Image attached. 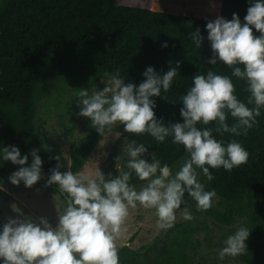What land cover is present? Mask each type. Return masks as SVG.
I'll use <instances>...</instances> for the list:
<instances>
[{"label": "clouds", "instance_id": "1", "mask_svg": "<svg viewBox=\"0 0 264 264\" xmlns=\"http://www.w3.org/2000/svg\"><path fill=\"white\" fill-rule=\"evenodd\" d=\"M249 5L243 23L234 13L230 20L219 16L206 24L212 51L206 63L212 66L222 63L230 68L231 76L246 85L244 90L250 94L247 103L236 95L231 77L208 70L193 77L180 99L183 123L165 124L156 117L153 97L171 91L179 75V61L162 76L153 67H147L138 86L125 83L117 69L107 80H101L105 85L102 90L94 87L89 92L80 88L76 92L80 108L77 115L89 118L102 137L112 133L117 125H123L125 132L137 137L148 134L158 144L171 137L173 144L183 146L187 156L177 171L173 172L166 163L161 165L144 143L132 140L123 148L128 157L127 170L120 168L118 156L116 176L106 177L99 167L87 173H73L70 168L61 171L64 165L58 155L54 157L56 166L45 180L38 149L31 150L29 165L28 155L21 157L18 147H3V160L19 166L8 177L12 185L23 182L25 188L31 189L45 180V188L56 185L64 195L65 207L55 223L46 216L28 215L9 216L0 221L2 264H120L117 241L128 231L130 209L154 210L157 228L168 230L176 224L178 212L183 220H193L187 206L189 199L195 202L198 211H208L214 206L216 192L206 190L199 179L201 172L212 181L215 177L210 169L231 172L247 164L250 156L236 139L218 140L214 133L220 137L226 133L246 136L258 125L257 118L264 109V0H249ZM191 39L197 49L202 47L204 37L199 28L191 33ZM229 117L233 120L231 124ZM119 136L120 133L116 134ZM149 155L151 162L146 158ZM133 175L144 182L139 189L131 183ZM0 191H7L4 184H0ZM250 232L240 227L229 235L219 258L244 255Z\"/></svg>", "mask_w": 264, "mask_h": 264}, {"label": "trees", "instance_id": "2", "mask_svg": "<svg viewBox=\"0 0 264 264\" xmlns=\"http://www.w3.org/2000/svg\"><path fill=\"white\" fill-rule=\"evenodd\" d=\"M249 6V0H3L0 162H9L2 158L3 147L15 146L30 158L31 150L38 149L46 176L57 164L55 156L43 146L42 131H36L34 126L42 70L77 78H100L119 69L125 83L138 86L144 80L147 67H153L162 76L179 61V75L171 91H162L163 98L153 97L156 117L162 118L165 124L183 123L180 99L191 86L193 77L208 70L231 77L236 95L247 103L250 94L244 90L246 85L231 76L230 68L222 63L215 66L206 63L212 57L206 24L219 16L230 20L234 13L243 23ZM197 28L204 37L200 49L191 39V33ZM253 32L259 35L255 29ZM165 43L167 47H162ZM257 120L258 125L246 136L226 133L220 137L214 133L218 140L236 139L250 156L247 164L231 172L210 169L215 179L208 181L220 203V207L213 206L206 211L209 216L225 226L247 219V229L251 231L245 241L248 250L240 256L245 264H264V109ZM228 122L233 123L231 117ZM129 135L155 153L161 165L166 163L172 169L187 156L183 146L173 144L171 137L158 144L148 134ZM101 138L92 127L79 141L70 169L73 173L83 168ZM67 170L61 168V171ZM131 183L139 186L144 182L133 175ZM48 189L61 194L56 185ZM134 239L133 236L119 248L120 264H200L185 254L190 243L186 240L178 242L173 254L165 260L154 262L143 257L142 249L129 245Z\"/></svg>", "mask_w": 264, "mask_h": 264}, {"label": "rangeland", "instance_id": "3", "mask_svg": "<svg viewBox=\"0 0 264 264\" xmlns=\"http://www.w3.org/2000/svg\"><path fill=\"white\" fill-rule=\"evenodd\" d=\"M2 1L0 0V9ZM107 78L108 76L77 78L50 70H42L40 74L38 85L40 98L37 101L35 130L42 131L44 148L52 156L59 155L66 169H71L79 141L92 128L89 118L77 115L80 108L76 103L78 99L76 92L80 88L88 89L89 92L94 87L97 90H102L105 85L101 83V80H107ZM118 133L120 136L117 138L116 134ZM132 140L141 143L125 132L123 125H117L112 133H107L105 137L101 138L79 172L87 173L99 167L106 177L108 174L114 175L118 172L116 169L118 156L121 157L118 161L120 168L127 170L125 166L128 157L123 152V148L126 143ZM145 147L147 146L145 145ZM148 153L153 152L148 148ZM24 155L21 154V157ZM146 158L151 162L150 155ZM185 158L173 166V172L179 169ZM31 159L28 157L29 165L32 162ZM18 168L19 166L12 164L11 161L0 162V184H4L7 189L6 192L0 191V221L9 216L28 215L33 218L46 216L52 223H55L57 216L65 207V198L44 187L47 178L45 173V180L40 181L31 189L25 188L23 182L19 186L12 185L8 177ZM199 179L205 184L206 190H210L208 180L202 172ZM140 186L137 188L139 189ZM187 206L191 210L193 220H183L181 212H178L176 224L168 230L157 228L154 210H146L141 207L130 209L127 222L128 231L122 239L117 241L119 248L128 244L134 236V241L129 245L136 250L142 249L143 257L157 262V260H165L173 254L178 242L186 240L190 243L184 252L190 255L196 263L245 264L241 261L240 256L225 257L224 260H221L218 253L225 246L224 241L229 235L234 234L240 227L247 228V219H241L233 226H225L209 216L206 211H198L195 202L191 199L188 200ZM214 206L220 207L217 195Z\"/></svg>", "mask_w": 264, "mask_h": 264}]
</instances>
